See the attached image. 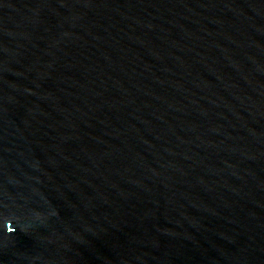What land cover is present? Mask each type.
<instances>
[{
	"label": "water",
	"instance_id": "1",
	"mask_svg": "<svg viewBox=\"0 0 264 264\" xmlns=\"http://www.w3.org/2000/svg\"><path fill=\"white\" fill-rule=\"evenodd\" d=\"M0 264H264V0H0Z\"/></svg>",
	"mask_w": 264,
	"mask_h": 264
}]
</instances>
